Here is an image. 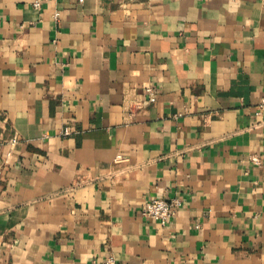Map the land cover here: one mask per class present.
<instances>
[{
	"label": "crops",
	"instance_id": "crops-1",
	"mask_svg": "<svg viewBox=\"0 0 264 264\" xmlns=\"http://www.w3.org/2000/svg\"><path fill=\"white\" fill-rule=\"evenodd\" d=\"M263 99L264 0H0V264H264Z\"/></svg>",
	"mask_w": 264,
	"mask_h": 264
},
{
	"label": "built area",
	"instance_id": "built-area-1",
	"mask_svg": "<svg viewBox=\"0 0 264 264\" xmlns=\"http://www.w3.org/2000/svg\"><path fill=\"white\" fill-rule=\"evenodd\" d=\"M45 0H33L34 8H41ZM148 94V101L153 102L156 96L154 88L148 87L146 89ZM264 102V99H263ZM65 134H68V130L64 131ZM250 159L255 164H260V158L256 154H252ZM180 205L179 199L167 200L165 198H153L147 201L142 209L141 215L145 218L159 222L160 224H166L175 214L176 208ZM104 264H116L113 256H108Z\"/></svg>",
	"mask_w": 264,
	"mask_h": 264
}]
</instances>
